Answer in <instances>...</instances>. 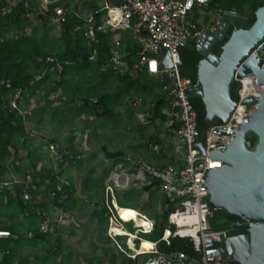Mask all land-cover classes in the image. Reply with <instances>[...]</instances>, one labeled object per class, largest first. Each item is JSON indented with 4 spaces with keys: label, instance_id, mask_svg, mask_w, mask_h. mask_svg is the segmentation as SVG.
Instances as JSON below:
<instances>
[{
    "label": "crops",
    "instance_id": "obj_1",
    "mask_svg": "<svg viewBox=\"0 0 264 264\" xmlns=\"http://www.w3.org/2000/svg\"><path fill=\"white\" fill-rule=\"evenodd\" d=\"M84 67L86 69L81 66L78 71L67 72L64 87L69 94L68 97L63 95L64 87L57 84L60 78L58 75H52L45 85L26 92L22 97L20 114L24 124V135L18 139L16 146L8 147L11 153L9 174L4 176L7 181H0V189L10 190L15 183L24 179L26 174L31 173L37 180H42L40 183L42 188L46 187L48 181L41 179V175L49 174L67 186L72 184L74 191H68V198H70L69 194L73 196L63 207L49 200V191L46 188L36 196L33 203L44 206L53 222V231L37 239L26 237V234L28 231H33L34 235L37 233L39 220L35 217H23L21 212L6 205V202L0 198V228L11 225L13 228L16 227L18 234H22L19 239L17 232L11 233V238L17 242L12 247L14 264H96L98 262L107 264L106 247L111 246L113 240L108 233L113 220L105 205L107 193L106 191L103 194L99 193L96 187L88 188V186H85L87 192L83 193V183L90 185L95 180H99L105 188L110 186L117 209L119 206L116 195L121 196L130 191L129 181L135 177L144 179V173L135 165L136 161H145L158 168L168 164L182 166L184 163L186 146L183 139L179 136L167 135L162 131L161 126L159 132L167 137V143L161 141L158 144L157 138L154 139L158 152L140 150L131 140L126 145V150L118 147L117 130L122 125V121L126 123V131H129L131 120L149 118L151 114L148 110L149 103L144 101L139 103V98L132 103L133 98L127 99L124 95L112 94L104 102L111 104L115 107V112H119L120 122L114 126L104 123L92 113L91 107L82 106V92L89 88L93 92L91 99L93 103L101 92L104 90L113 92L121 84L113 74L103 78L102 70H94L87 64ZM59 73L57 71V74ZM160 77L169 79L167 74L161 73ZM36 80L35 84L40 81V79ZM78 91L81 93L79 97L75 94ZM50 143H56L78 156L77 162L70 164L57 161L48 150ZM105 150L122 151V156L107 158L104 154ZM33 163H36L35 173L32 169H28L29 166L34 165ZM150 178L148 177L147 182H141L142 196L146 198L149 197V193L144 187L150 185L152 182ZM122 179H127L128 183L122 182ZM99 258H105V261Z\"/></svg>",
    "mask_w": 264,
    "mask_h": 264
},
{
    "label": "built area",
    "instance_id": "obj_2",
    "mask_svg": "<svg viewBox=\"0 0 264 264\" xmlns=\"http://www.w3.org/2000/svg\"><path fill=\"white\" fill-rule=\"evenodd\" d=\"M41 1L42 7L46 8L53 0ZM102 2L106 13L100 25L88 26L86 32L88 42H97V32L130 31L142 36L144 57L134 66V69H145L153 76H160L161 73L169 75L170 82L162 87L166 94L167 107L163 110L166 119L162 122L161 129L167 135L181 137L186 146L182 166L168 164L163 168H158L145 161L135 162L140 172L159 181L162 195L167 201L166 206L173 207L168 215V225L161 237L157 240L145 239L144 235L150 234L155 224L154 219L145 213L135 209L138 219L141 220L139 223L135 222L134 218L121 217L115 207V197L110 186L106 187L105 205L115 224L109 227L108 233L113 237L125 238L127 254L135 260L136 264H229L228 258L222 253L223 247L220 244L224 242L230 229H215L213 226V215L208 209V191L203 176L207 169L221 167L223 164L219 160H210L208 152L221 153L224 151L220 150H226L227 146L222 143H213V141L226 142L227 140L222 139L230 138V134H218L212 131L230 130L232 133L231 128H238L243 122L242 118L246 119L255 107V104H244V101L249 98L257 101L260 97V93L255 90L252 76L250 74L237 78L239 88L236 108L226 124L208 127L204 141L205 151L202 153L197 147L201 141L193 142L195 141L194 135L197 134L196 130H193L194 125L197 124L194 122L197 118L189 103L191 99L189 90L196 84H191L181 75L180 67H176V64H181V60L175 48L176 44L184 46L188 40L201 39L205 29L198 28L200 21L195 19V14L197 11L199 17H204L203 9L209 0H102ZM55 13L61 20H64L62 9L55 8ZM214 29L212 25L210 30L214 31ZM262 53L263 56L261 54L260 56L264 61V52ZM47 61L55 63L59 72L62 70L61 65L54 58L48 57ZM165 61L169 62V67L163 65ZM123 67L120 51L112 49L111 58L105 68L121 70ZM182 89H187V93ZM19 98L20 91L17 90L11 100L1 106L0 116L4 110L9 112L19 110ZM138 101L142 102V99L139 98ZM135 102L136 100H133L132 103ZM150 147L156 152L159 151L153 143H150ZM48 150L61 163L75 164L79 158L56 143H50ZM17 184L21 189L24 203L40 194L43 189L34 181L31 173L26 174L24 179ZM9 192L11 195L16 194L13 188ZM60 192H62V186L58 183L49 192V200L54 202ZM64 198H66L65 194L59 196V200ZM4 202H7L6 197H4ZM31 213L32 211L25 210L22 216L28 217ZM34 213L39 219L38 232L51 233L53 222L48 210L44 206H36ZM124 223H130L132 231L127 230ZM243 224L246 222L237 220L233 226ZM9 235V231L0 229V238ZM33 235L32 231L26 234L29 238ZM175 237L186 239L190 244L191 252L172 249V239Z\"/></svg>",
    "mask_w": 264,
    "mask_h": 264
},
{
    "label": "trees",
    "instance_id": "obj_3",
    "mask_svg": "<svg viewBox=\"0 0 264 264\" xmlns=\"http://www.w3.org/2000/svg\"><path fill=\"white\" fill-rule=\"evenodd\" d=\"M83 3L86 15L83 16L78 12L77 6L73 0H53L46 8L42 7L41 0H0V108L3 104H7L14 93L19 90V110L9 112L4 110L0 116V181H7L4 178L9 174V159L11 153L8 150L9 146H16L18 139L24 135V124L20 114V103L26 92L33 91L41 85H45L47 79L52 75H58L60 78L57 84L64 87V78L69 70L78 71L81 66L86 64L94 70H102L103 78L113 74L121 86L115 91L110 92L104 90L91 103L93 92L86 88L82 92V101L84 107H91L92 113L109 125H117L119 121V112H115V107L107 104L104 101L113 95H124L127 99L134 97L141 98L142 102L149 103L148 110L151 112L149 118L158 123L166 119L163 110L167 107L166 94L162 87L170 80L160 76L150 75L145 69L135 70L134 66L141 61L143 55L142 36L133 34L130 31L116 32H97V42L89 43L86 38L88 26L101 24L102 17L106 10L103 7L102 0H79ZM264 6V0H209L206 7L203 9L204 21L209 22V12L222 16L225 13L236 11L240 14L248 16L240 28L248 29L255 21V12L258 8ZM55 8L62 9L64 20H61L55 13ZM199 18V13L195 14V19ZM58 21L59 34H52L54 28L53 20ZM38 23H33L34 21ZM199 20V19H198ZM212 23V22H211ZM198 28H203V25L198 22ZM231 35V34H230ZM229 39V36L217 41L212 53L216 54L220 48ZM118 45L123 48L122 61L124 67L121 70H111L105 68V65L111 58V50L116 49ZM182 64L180 73L187 78L191 84L197 83V73L199 62L203 56L196 48V40H188L184 46L179 49ZM48 57L54 58L61 65L62 70L57 74V66L55 63L47 61ZM53 72V73H52ZM39 77V78H38ZM36 79L40 81L35 84ZM106 80V79H105ZM78 88V86H77ZM239 83H235L232 88V95L235 100L238 98ZM77 97L81 94L79 91L75 93ZM63 95L68 97L69 94L66 88H63ZM135 100V99H134ZM191 104L197 114V127L200 133L204 134L208 129L205 122L206 110L202 99H190ZM113 120V122H110ZM249 147L254 148L256 137L250 136ZM61 147V146H60ZM64 148V147H61ZM107 158H117L122 156V151L108 152L104 151ZM29 166L35 173L36 163ZM20 170L19 167H17ZM26 176V175H25ZM24 176V177H25ZM34 181L40 185L41 181L37 180L32 174ZM41 179L48 181L45 188L50 192L58 184L56 177L49 174L41 175ZM62 192L58 193L54 202L55 205L65 206L67 201H70L73 194L68 191H74V186L61 183ZM88 188L96 187L99 193H104L105 186L99 183V180L90 185L83 183L82 192H87ZM160 188L158 180L152 179L150 185L144 188L150 192L152 188ZM16 194L11 195L8 189H0V198L4 201L6 197V205H10L21 214L25 211H32L26 218H32L36 215L34 209L41 204L33 203V200L24 203L21 195V189L17 183L12 187ZM65 194L66 198L59 200V196ZM142 195L139 191H127L121 196L116 195V202L120 208L136 209L139 198ZM150 198V193H149ZM163 199V208L155 210L152 219H154V229L150 234L144 235L147 240H157L161 237L164 229L167 227V219L169 213L173 210L171 205L166 206L167 201ZM127 201L136 203L135 206L127 204ZM132 205V206H131ZM138 210V209H137ZM224 209L215 210L213 216V226L219 228L218 222L226 218L233 221L235 217L228 216ZM228 218V219H227ZM9 231L7 238H0V264H14L12 247L17 244L11 237L12 232H17L18 238L21 239L22 234H18V230L10 226L0 228ZM17 230V231H16ZM33 232V231H32ZM47 234L37 233L33 236L34 239L46 236ZM172 249H182L188 253L191 252L190 244L186 239L175 237L172 239ZM121 264H136L135 260L125 255Z\"/></svg>",
    "mask_w": 264,
    "mask_h": 264
},
{
    "label": "water",
    "instance_id": "obj_4",
    "mask_svg": "<svg viewBox=\"0 0 264 264\" xmlns=\"http://www.w3.org/2000/svg\"><path fill=\"white\" fill-rule=\"evenodd\" d=\"M224 30L225 28H222L220 31V38ZM200 40L202 46H199L198 52L203 59L199 62L197 83L189 90V97L202 99L208 127L226 124L231 117L237 105L232 95V88L237 78L251 74L255 90L260 93L257 101L252 98L244 101V104H255V107L246 119L242 118L243 122L238 128H231L232 133L230 130L212 131V133L230 134V138L222 139L227 140L226 142L213 141V143L225 144L227 149L220 150L224 151L221 153L208 152L210 160H219L223 164L221 167L207 169L203 179L206 180L207 204L212 215L214 216L215 210L224 209L228 216L246 222L242 229L239 226L234 228L235 233L244 235L246 246L249 248L250 259L245 264H262L264 261V61L260 53L264 52V6L256 10L252 26L233 31L216 54L210 52L216 41L215 37L210 38L208 42L203 38ZM180 47L176 44L175 50L181 60ZM181 64H176V67L179 68ZM163 65L169 67V62L165 61ZM182 90L187 93V89ZM189 103L192 111H195L190 99ZM195 116L197 118L196 111ZM194 122L197 123V120ZM193 130L197 132L193 142L201 141L197 147L204 153L206 132L200 133L197 124L194 125ZM252 135L256 137L254 148L248 146V140ZM223 243L220 245L226 257Z\"/></svg>",
    "mask_w": 264,
    "mask_h": 264
},
{
    "label": "rangeland",
    "instance_id": "obj_5",
    "mask_svg": "<svg viewBox=\"0 0 264 264\" xmlns=\"http://www.w3.org/2000/svg\"><path fill=\"white\" fill-rule=\"evenodd\" d=\"M73 1H74V4L77 6L78 12L81 13V15L85 16L86 12H85V8L83 7V3L79 0H73ZM198 19L200 23L203 25V28L205 29V31L210 30L211 26L213 25L212 24L213 22L211 20L209 22H205L204 18L201 16ZM33 23H38V22L34 21ZM52 23L54 24V28L52 29L51 33L58 35L59 34V25L57 24L58 21L55 19L52 21ZM214 23L218 24L216 23V20L214 21ZM116 49L117 50L119 49L121 51L123 50L121 45H118ZM121 51L120 53L122 55L123 51L122 52ZM260 54L263 56L262 52ZM133 99H137V98L134 97ZM110 122H113V120H110ZM159 126H161V124H159L157 121H152L150 118L141 119V120L134 119L130 121V125H129L130 130L126 131V123L122 121V125L117 130L119 132L118 147L126 150V147H127L126 145H128V142L130 143V140H131V142L133 141L134 145L140 148V150L144 149V150H147V152L152 150L154 152L155 150L150 147V143L155 144V142H153L154 139L157 138L158 141L156 140V143L158 144L161 141L163 142L167 141V137H165L163 134L159 132ZM148 177L150 178L148 174L144 173V179L135 177V179H132L131 181H129L131 190L139 191L143 193L142 188H140L142 187L141 182H147V180H149ZM122 182L128 183L127 179L126 180L122 179ZM58 183L61 184V182H58ZM105 191H106V188H105ZM148 193H150V198L149 197L146 198L141 195L140 198L138 199L139 200L137 204L138 207H135V208L145 213L149 217H153L155 210L163 208L162 207L163 206L162 192L160 188L154 187ZM135 205L136 203L133 202V206ZM114 213L116 214L115 211ZM112 224H115V223L112 222ZM124 225L127 230L132 231L130 227L131 226L130 223H124ZM111 237L113 238L111 246L106 247L107 249V258H106L107 262L106 263L107 264H121V261L124 259L123 256L125 255L128 256L127 249L124 244L125 238L124 237H113V236ZM104 259L105 258H99V260H102V261ZM83 264H86V263H83ZM96 264H101V262H98Z\"/></svg>",
    "mask_w": 264,
    "mask_h": 264
},
{
    "label": "flooded vegetation",
    "instance_id": "obj_6",
    "mask_svg": "<svg viewBox=\"0 0 264 264\" xmlns=\"http://www.w3.org/2000/svg\"><path fill=\"white\" fill-rule=\"evenodd\" d=\"M208 14H209V19L213 22L212 23L213 26L215 25L214 26L215 29L214 31L208 30L207 32L203 33V36L201 38L206 39L207 42L212 37L216 38V41L213 43V46L211 48V51H210L211 53L217 41L222 40L223 38L227 36L230 37V34L233 31L240 29V27L242 26V23L245 22L246 18H248V16L240 14L236 11L225 13L222 16L216 15L209 11H208ZM215 20H216V23L218 24L214 23ZM222 28H225V30L222 32V37L220 38L219 34ZM200 42H201L200 39L196 40L197 50L199 46L201 45ZM237 220L238 219L235 218V220L228 222L226 218H224L223 220L218 222L220 229H228V228L230 229L227 232V236L223 243L224 253L226 257L228 258L229 264H245L250 259V255H248L249 248L246 246L244 235L241 233L234 232V228L237 226L236 225L233 226V225ZM244 225L245 224L240 225L239 227L242 229V226ZM262 264H264V261L262 262Z\"/></svg>",
    "mask_w": 264,
    "mask_h": 264
},
{
    "label": "bare ground",
    "instance_id": "obj_7",
    "mask_svg": "<svg viewBox=\"0 0 264 264\" xmlns=\"http://www.w3.org/2000/svg\"><path fill=\"white\" fill-rule=\"evenodd\" d=\"M118 214L125 218V219H130L134 218V221L139 223L141 220L138 219L137 217V212L135 209H130V208H117ZM146 245V244H145Z\"/></svg>",
    "mask_w": 264,
    "mask_h": 264
}]
</instances>
